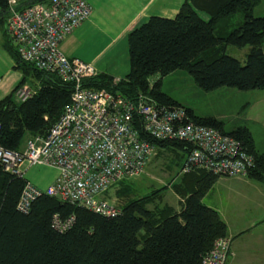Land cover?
Segmentation results:
<instances>
[{
	"label": "trees",
	"instance_id": "trees-1",
	"mask_svg": "<svg viewBox=\"0 0 264 264\" xmlns=\"http://www.w3.org/2000/svg\"><path fill=\"white\" fill-rule=\"evenodd\" d=\"M45 1L27 0L20 5ZM7 3L0 0V30L5 36ZM258 3L259 0H183L173 18L151 16L126 35L128 72L122 79L112 83V77L97 74L82 85L118 93L130 102L143 95L166 107H181L159 89L161 78L176 70L185 71L206 92L220 87L262 90L264 16L251 14ZM238 12L242 20L227 32L216 27L217 22ZM200 13L207 18L200 17ZM5 46L21 79L0 99V146L18 151L26 138L46 133L68 102L71 84L20 61L8 40ZM227 46L248 47L242 64L225 54ZM152 77L156 78L150 81ZM27 80L37 83L31 87L33 94L16 102L13 91ZM182 109L192 123L216 129L239 142L253 159L246 177L264 184V151L255 150L245 127L225 132L219 121L198 118L189 109ZM130 122L138 136L155 150L170 148L178 152L174 166L180 172L178 180L183 182L180 191L182 195L187 193L181 210L172 213L165 205L147 208L152 198L164 190L160 187L126 200L112 218L46 195L36 197L27 214H21L16 202L26 180L0 169V264H200L212 242L225 237V225L217 213L201 203L218 177L201 170L181 173L189 146L150 138L135 114ZM122 185L124 189L119 188L118 195L135 194L134 188ZM54 214L60 220L71 216L70 227L62 233L54 231L50 227Z\"/></svg>",
	"mask_w": 264,
	"mask_h": 264
},
{
	"label": "built area",
	"instance_id": "built-area-1",
	"mask_svg": "<svg viewBox=\"0 0 264 264\" xmlns=\"http://www.w3.org/2000/svg\"><path fill=\"white\" fill-rule=\"evenodd\" d=\"M27 0H8L5 33L16 57L63 82L71 84L68 102L43 136L24 140L21 149L0 146V169L22 177L25 168L35 166L56 170L52 182L37 188L25 181L16 210L27 214L31 202L46 195L69 205L85 208L99 216L112 218L119 209L101 199L112 184L141 175L155 147L132 128L135 114L142 131L157 141L187 144L189 150L181 173L201 170L222 178H244L253 159L239 142L211 127L192 123L181 107L156 104L139 95L133 102L118 93L82 85L97 75L95 67L77 58L64 56L59 45L90 15L84 0H46L20 5ZM118 79L113 78L112 83ZM33 94L27 86L17 87L12 97L23 102ZM73 218L60 220L52 215L50 227L62 233ZM230 239L216 238L200 264H225Z\"/></svg>",
	"mask_w": 264,
	"mask_h": 264
},
{
	"label": "crops",
	"instance_id": "crops-1",
	"mask_svg": "<svg viewBox=\"0 0 264 264\" xmlns=\"http://www.w3.org/2000/svg\"><path fill=\"white\" fill-rule=\"evenodd\" d=\"M84 1L90 7L89 17L61 41L59 50L66 57L77 58L92 64L98 74H104L115 79H122L128 72L126 35L151 16L173 18L183 2V0ZM7 40V36L3 35L0 30V99L8 95L20 80L18 72L14 70V73H11L8 70L9 66L12 68L11 70L15 68L14 61L5 46ZM8 43L11 45L9 40ZM25 85L34 88L37 83L32 81L25 83ZM55 176L56 170L49 167L25 168L23 174L26 181L39 189L48 185ZM169 183L172 185L171 187L176 186L179 189V199H170L165 203V206L172 213H178L187 193L182 195L180 186L183 182L177 177L172 178ZM188 185H191V182L185 186ZM103 198L105 199L104 196ZM201 203L214 210L225 225V236L230 239L229 256L225 264H234L231 260L233 252L230 247L234 243L233 237L235 235L233 233L235 232L227 226L224 220L225 209L231 207L233 210H239L237 212L239 213L241 209L244 211L247 204H251L263 211L260 220H257L255 216L250 219L248 223H250L251 229H256L262 219L261 224L264 225V184L247 177H219L203 195ZM245 231L246 229L240 232L244 233Z\"/></svg>",
	"mask_w": 264,
	"mask_h": 264
},
{
	"label": "rangeland",
	"instance_id": "rangeland-1",
	"mask_svg": "<svg viewBox=\"0 0 264 264\" xmlns=\"http://www.w3.org/2000/svg\"><path fill=\"white\" fill-rule=\"evenodd\" d=\"M251 14L253 17L264 16V0H259V3L252 9ZM199 16L203 19L207 18L201 13ZM241 20L242 14L238 12L233 14L231 18L217 22L216 27L222 28L224 32H227L234 26V23ZM224 52L242 64L248 52V47L235 48L227 46ZM11 69L9 66L8 70L11 73H14L15 70V72L20 74L18 70ZM155 78H150V81ZM29 82L27 80V83ZM27 88L33 90L29 85ZM159 89L182 108L189 109L194 116L219 121L225 132L236 127H245L250 132L256 150L258 152L264 151V89L239 91L234 88L220 87L206 92L199 89L193 83L191 77L183 70H176L162 77ZM178 156V152L170 148H164L161 151L156 149L141 175L134 179L122 180L112 184L100 195L101 199L119 208L130 198L165 187L159 195L152 198L147 208L164 206L170 199L178 200V190L171 187L172 185L169 183L172 178L180 174L178 168L174 166V163L178 161ZM37 167L43 166L31 168ZM120 183L127 185L130 189L131 187L132 189L134 188L135 194L131 195L130 192L128 196L125 193L118 195V189L122 188L120 191L124 189V185L122 187ZM175 183L177 184V181ZM238 211L233 210L231 207H226L225 209L224 220L227 226L235 232L233 233L235 235L233 237L234 241L232 240L234 243L232 242L233 244L230 247L233 252L231 260L234 264H264V225L261 224L263 219L259 221L261 223L256 229H251V225L248 223L254 216L257 217V220H260L263 211L251 204H247L244 211L241 209L237 213ZM244 229H246L244 233L240 232ZM239 232L240 234H238ZM236 234L238 235L236 236ZM241 248L242 250H240Z\"/></svg>",
	"mask_w": 264,
	"mask_h": 264
}]
</instances>
